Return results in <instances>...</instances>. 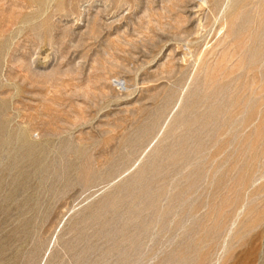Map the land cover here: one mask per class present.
I'll use <instances>...</instances> for the list:
<instances>
[{"label":"rangeland","instance_id":"rangeland-1","mask_svg":"<svg viewBox=\"0 0 264 264\" xmlns=\"http://www.w3.org/2000/svg\"><path fill=\"white\" fill-rule=\"evenodd\" d=\"M0 264H264V0H0Z\"/></svg>","mask_w":264,"mask_h":264},{"label":"bare ground","instance_id":"bare-ground-1","mask_svg":"<svg viewBox=\"0 0 264 264\" xmlns=\"http://www.w3.org/2000/svg\"><path fill=\"white\" fill-rule=\"evenodd\" d=\"M204 3H205V1H204ZM206 4V3H205ZM210 75H211V73H210ZM212 81V80H211Z\"/></svg>","mask_w":264,"mask_h":264}]
</instances>
